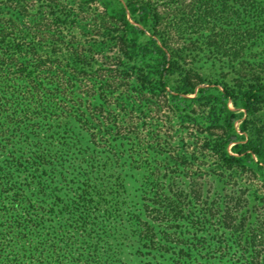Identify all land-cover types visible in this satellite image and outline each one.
I'll return each mask as SVG.
<instances>
[{"label":"rangeland","instance_id":"374dc122","mask_svg":"<svg viewBox=\"0 0 264 264\" xmlns=\"http://www.w3.org/2000/svg\"><path fill=\"white\" fill-rule=\"evenodd\" d=\"M147 1L157 9L158 19L141 27L143 33L126 35L128 41L136 38L138 45L129 56L120 53L117 38L123 34L111 20L113 7L105 1L84 6L80 0H0V24L28 25L32 40L38 42L52 38L61 17L57 7L73 10V19L61 33L70 47L65 52L75 51L86 62L76 85L75 97L82 107L77 128L82 133L90 123L96 130L104 124L112 128L110 135L96 136V149L117 155L115 160L125 156L117 168L127 175L129 204L140 209L150 204L148 200L168 195L174 201V215L166 224L174 226V239L184 236L185 248L238 250L240 233L226 230L221 218L226 206L232 213L240 210L246 223L243 240L251 230L264 228L263 165H257L255 158L254 163L229 169L204 144L228 133L236 135L239 144L252 140L264 147V103L248 114L239 104H224L222 98L223 84L247 86L254 76L264 82V0H254V9L241 10L230 24L221 17L222 0ZM252 30L254 36L236 57L243 40L237 35ZM156 46L176 64L165 90L158 87L156 55L151 53ZM64 71L67 77L74 74L71 68ZM193 75L204 83L188 93L186 78ZM91 89L103 97H89ZM91 104L102 105L104 116L93 113V117ZM231 113L236 115L233 130L227 125ZM232 146L228 151L234 155ZM112 181L119 186V180ZM68 233L64 239L80 240L74 230ZM114 236L112 232L107 240L98 236L103 242L100 253L112 255L108 264H176L171 256L147 250L141 239L122 242ZM98 237L91 235L93 243Z\"/></svg>","mask_w":264,"mask_h":264},{"label":"trees","instance_id":"16d2710c","mask_svg":"<svg viewBox=\"0 0 264 264\" xmlns=\"http://www.w3.org/2000/svg\"><path fill=\"white\" fill-rule=\"evenodd\" d=\"M80 1L84 6L105 1L106 6L113 7L111 20L123 34L118 36L117 45L124 56L138 49L136 38L128 41L126 35L143 33L141 27L158 19L157 9L147 0ZM221 3L225 24L240 17L241 10L255 6L254 0ZM56 9L61 17L51 39L36 42L31 38L30 26L0 24V264H108L112 255L100 253L103 242L99 243V239L107 240L110 232L116 234L115 241L141 239L147 250L171 256L176 264H264V228L251 230L243 240L246 223L237 208L232 213L225 207L221 225L240 233L237 242L241 247L202 252L185 248L182 235L174 239V226L166 224L174 215V201L168 195L148 200L152 207L144 204L137 209L129 204L124 181L127 175L117 168L121 163L118 160H125V156L115 160L117 155L96 149V136L110 135L112 128L104 124L96 130L91 123L87 124L89 128H83L85 133L77 128L82 123L78 121L82 107L75 97L76 85L86 62L75 51L65 52L70 47L61 31L73 19L74 11L65 6ZM261 11L264 13V8ZM255 32L237 35L243 40L236 57L242 55L246 41ZM151 53L156 55L158 87L165 90L176 64L159 46ZM70 68L74 74L67 77L64 70ZM186 81L188 93L204 83L199 75ZM262 82L254 76L247 86L242 82L235 88L223 84L224 104L231 101L248 114L255 113L256 105L264 103ZM89 94L93 99L103 97L94 89ZM89 107H93L89 109L93 117V113H106L102 105ZM235 119L231 113L229 130H233ZM230 145L234 155L228 151ZM204 149L215 153L229 169L254 163L257 158V165L262 164L260 168L264 170L261 143L250 140L239 144L236 135L225 133L207 140ZM113 179L120 181L119 186ZM131 221L134 223L130 226ZM68 229L78 233L80 240L64 239ZM91 235L100 238L93 243Z\"/></svg>","mask_w":264,"mask_h":264}]
</instances>
